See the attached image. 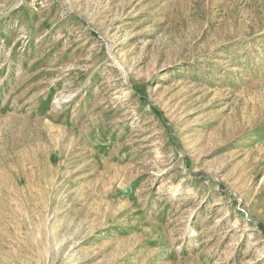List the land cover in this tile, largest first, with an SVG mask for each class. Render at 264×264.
<instances>
[{
  "label": "rangeland",
  "instance_id": "1",
  "mask_svg": "<svg viewBox=\"0 0 264 264\" xmlns=\"http://www.w3.org/2000/svg\"><path fill=\"white\" fill-rule=\"evenodd\" d=\"M0 264H264V0H0Z\"/></svg>",
  "mask_w": 264,
  "mask_h": 264
}]
</instances>
